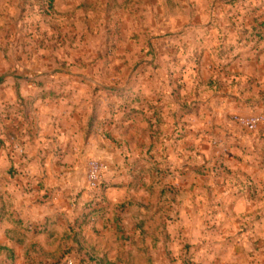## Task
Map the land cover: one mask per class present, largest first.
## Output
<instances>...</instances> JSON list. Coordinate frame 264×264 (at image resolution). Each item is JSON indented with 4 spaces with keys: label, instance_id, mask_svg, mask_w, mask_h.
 Returning <instances> with one entry per match:
<instances>
[{
    "label": "rangeland",
    "instance_id": "rangeland-1",
    "mask_svg": "<svg viewBox=\"0 0 264 264\" xmlns=\"http://www.w3.org/2000/svg\"><path fill=\"white\" fill-rule=\"evenodd\" d=\"M0 264H264V0H0Z\"/></svg>",
    "mask_w": 264,
    "mask_h": 264
},
{
    "label": "built area",
    "instance_id": "built-area-1",
    "mask_svg": "<svg viewBox=\"0 0 264 264\" xmlns=\"http://www.w3.org/2000/svg\"><path fill=\"white\" fill-rule=\"evenodd\" d=\"M258 118H251L247 121H245L243 124L250 130H253L256 126V124L258 123ZM90 179H91V183L92 185H95L96 179H97V165L93 164L90 166Z\"/></svg>",
    "mask_w": 264,
    "mask_h": 264
}]
</instances>
